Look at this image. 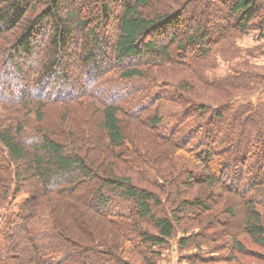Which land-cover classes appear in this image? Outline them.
<instances>
[{
    "label": "trees",
    "instance_id": "trees-1",
    "mask_svg": "<svg viewBox=\"0 0 264 264\" xmlns=\"http://www.w3.org/2000/svg\"><path fill=\"white\" fill-rule=\"evenodd\" d=\"M256 30L264 0H0V211L26 194L0 213V264H155L178 229L189 264H248L228 226L240 207L264 249V100L238 99L264 74L201 65Z\"/></svg>",
    "mask_w": 264,
    "mask_h": 264
},
{
    "label": "rangeland",
    "instance_id": "rangeland-1",
    "mask_svg": "<svg viewBox=\"0 0 264 264\" xmlns=\"http://www.w3.org/2000/svg\"><path fill=\"white\" fill-rule=\"evenodd\" d=\"M204 67L205 74L207 77L212 80L215 78H224L227 75L234 74L237 72L249 73V74H264V33L261 35L260 31H252L245 36H241L237 39L235 46L229 49L223 56L216 58L213 66H209L208 64L201 65ZM215 66V68H214ZM201 68V67H199ZM214 68V69H212ZM197 76L193 74L191 70L183 69L176 70L174 68H167L164 71L158 73V78L161 81L170 82L171 85L169 89H174L176 83L181 82V80L185 81H194L196 83ZM197 84V83H196ZM198 88L199 85L197 84ZM202 93V94H201ZM258 96H248V97H240L238 102L243 103L244 101L255 100L256 98L264 100V86L261 87L258 92ZM195 96H203V99L211 104L219 105L226 101V97L223 95H219L214 93L213 91L203 92L201 89L195 92ZM173 105L167 106L166 117H174L177 114L176 108L172 107ZM62 109L61 106L49 107L46 111V119L43 125L48 129L51 125L55 126L57 119L60 117L59 110ZM1 113V108H0ZM73 116H80V110L77 108H73L71 112ZM87 128L92 127L93 125L86 124ZM94 132V130H93ZM97 132H95L96 134ZM92 136V135H91ZM26 194L22 193L18 196L12 197V200L9 201V206L7 209H1L0 213L4 214L8 212V210H16L17 203L24 197ZM236 212V216L230 222L228 228L233 230L235 233H238L237 239L244 243V246L247 250L252 252L250 256H245L242 254L236 255L239 259L243 260L248 264H264V249L260 246L253 243V241L242 232L243 225V210L240 207L234 208ZM43 219V218H42ZM3 227V219L0 218V231ZM220 228V227H219ZM198 232V231H196ZM190 235V234H189ZM186 235L185 237H188ZM184 235L181 229H178V232L175 236L169 241V243L160 250V257L155 260V264H189L187 261V256L190 254H195L196 249H194V245L192 244L188 249L181 250L179 248V241L183 238ZM262 258V259H260ZM135 261L137 264H140L139 258Z\"/></svg>",
    "mask_w": 264,
    "mask_h": 264
},
{
    "label": "bare ground",
    "instance_id": "bare-ground-1",
    "mask_svg": "<svg viewBox=\"0 0 264 264\" xmlns=\"http://www.w3.org/2000/svg\"><path fill=\"white\" fill-rule=\"evenodd\" d=\"M17 88V87H16ZM16 90V89H15Z\"/></svg>",
    "mask_w": 264,
    "mask_h": 264
}]
</instances>
